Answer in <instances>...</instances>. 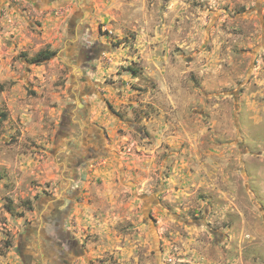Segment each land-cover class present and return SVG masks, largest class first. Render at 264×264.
I'll list each match as a JSON object with an SVG mask.
<instances>
[{"label": "rangeland", "instance_id": "374dc122", "mask_svg": "<svg viewBox=\"0 0 264 264\" xmlns=\"http://www.w3.org/2000/svg\"><path fill=\"white\" fill-rule=\"evenodd\" d=\"M27 1L0 0V264L68 193L70 264H264V0Z\"/></svg>", "mask_w": 264, "mask_h": 264}, {"label": "flooded vegetation", "instance_id": "af4514ba", "mask_svg": "<svg viewBox=\"0 0 264 264\" xmlns=\"http://www.w3.org/2000/svg\"><path fill=\"white\" fill-rule=\"evenodd\" d=\"M27 2L38 10H48L58 4L57 0H28ZM81 15L79 14L78 18ZM86 58L87 56L84 59ZM77 111L78 114L75 115V120L84 126L85 120L82 111ZM71 133H74L72 118L69 115L62 116L56 138L63 140ZM67 141V149L74 151L75 154L63 158L66 162L64 168L71 173L70 183L73 184L76 179L75 170L81 166L85 159H93L97 156V147L100 142L96 138H90L88 142H83V140L76 142L71 141V139ZM70 196L71 194L68 193L64 201H57L52 198L53 203L48 207V214L39 231H36L38 228H34L35 231L28 228L25 230L26 234L17 238L14 249L21 264H70L71 253L79 249L71 232L64 226L71 203ZM32 234L39 235V242L36 239L34 241L31 237Z\"/></svg>", "mask_w": 264, "mask_h": 264}, {"label": "trees", "instance_id": "16d2710c", "mask_svg": "<svg viewBox=\"0 0 264 264\" xmlns=\"http://www.w3.org/2000/svg\"><path fill=\"white\" fill-rule=\"evenodd\" d=\"M53 55V53L47 54L46 52H39L34 58H32V63L36 64L41 61H47L50 59V57ZM6 114H0V119L5 120Z\"/></svg>", "mask_w": 264, "mask_h": 264}]
</instances>
